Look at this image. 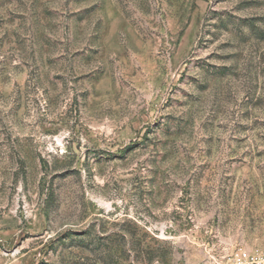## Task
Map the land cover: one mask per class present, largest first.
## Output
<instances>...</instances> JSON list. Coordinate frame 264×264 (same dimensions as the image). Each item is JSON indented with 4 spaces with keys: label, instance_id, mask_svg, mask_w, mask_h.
<instances>
[{
    "label": "rangeland",
    "instance_id": "1",
    "mask_svg": "<svg viewBox=\"0 0 264 264\" xmlns=\"http://www.w3.org/2000/svg\"><path fill=\"white\" fill-rule=\"evenodd\" d=\"M262 246L264 0H0V264Z\"/></svg>",
    "mask_w": 264,
    "mask_h": 264
},
{
    "label": "built area",
    "instance_id": "2",
    "mask_svg": "<svg viewBox=\"0 0 264 264\" xmlns=\"http://www.w3.org/2000/svg\"><path fill=\"white\" fill-rule=\"evenodd\" d=\"M215 264H224L216 262ZM226 264H264V246L252 249L237 248Z\"/></svg>",
    "mask_w": 264,
    "mask_h": 264
}]
</instances>
